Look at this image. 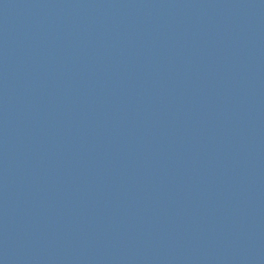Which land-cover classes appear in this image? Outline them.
Here are the masks:
<instances>
[{"label":"water","instance_id":"water-1","mask_svg":"<svg viewBox=\"0 0 264 264\" xmlns=\"http://www.w3.org/2000/svg\"><path fill=\"white\" fill-rule=\"evenodd\" d=\"M0 264H264V0H0Z\"/></svg>","mask_w":264,"mask_h":264}]
</instances>
